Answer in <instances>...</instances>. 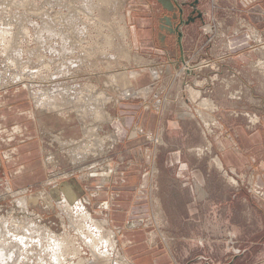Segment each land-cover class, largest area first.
I'll return each mask as SVG.
<instances>
[{
  "label": "rangeland",
  "instance_id": "obj_1",
  "mask_svg": "<svg viewBox=\"0 0 264 264\" xmlns=\"http://www.w3.org/2000/svg\"><path fill=\"white\" fill-rule=\"evenodd\" d=\"M230 1L238 17L222 8L219 20H206L197 0H0V96L22 93L0 111L8 127L23 122L10 109L31 116L44 170L16 187L0 164V222L24 229L21 264H57L51 255L62 236L79 248L66 264H151L148 250L129 253L123 240L139 221L133 209L143 207L152 249L169 252L173 264H264V146L249 149L246 172H230L223 160L231 147L247 152L236 127L264 135V14L252 19L241 0ZM237 31L250 41L229 49ZM245 55L250 64L233 63ZM152 72L159 76L147 84L133 78ZM99 94L106 101L97 118ZM145 108L159 117L149 131ZM34 224L41 229L31 234ZM110 232L114 242L104 244Z\"/></svg>",
  "mask_w": 264,
  "mask_h": 264
},
{
  "label": "crops",
  "instance_id": "obj_2",
  "mask_svg": "<svg viewBox=\"0 0 264 264\" xmlns=\"http://www.w3.org/2000/svg\"><path fill=\"white\" fill-rule=\"evenodd\" d=\"M198 1V5L202 3L206 4L207 6H203L200 7L198 9V13L202 14V17L204 16V19H210L212 17H217L218 18V12L222 11V8H227V12H226V16L227 17H232L233 16H237L236 14H238V11L236 12V10L238 9L237 5H234L232 3V1L230 0H223L224 4L228 3L229 6H221L220 2L221 0H197ZM195 3L194 0H177V3H179L180 5H184V3ZM251 3V4H250ZM241 5H242V11H245L248 15V17L253 19V15L254 12L258 11L260 13L264 14V0H241ZM192 13V12H191ZM188 13L187 15H190L189 17H192L191 15H193V13ZM204 14V15H203ZM250 14L252 16H250ZM212 16V17H211ZM198 18V16H197ZM219 20V18H218ZM249 35H242L240 32H235L232 34V36L230 37L229 41L227 42L226 47H228L229 49H241V48H245L246 46V41H250L249 40ZM251 38V37H250ZM247 39V40H246ZM209 50V49H208ZM207 50V51H208ZM235 60L238 61L240 64L246 63V64H250L252 58L250 59L248 56H239L236 58H233V63H235ZM142 73H137V75H134L133 78H137V80H143V83L141 84H147L150 82V78L149 77H153V79L155 78L154 75L152 73L149 74H142ZM152 74V75H151ZM157 77V76H156ZM148 88H144L141 91H146ZM10 93H8L7 95H1L0 96V106H3L6 104V101L8 99V97H13L14 96H18L20 94H22L21 92L17 91L14 94L9 95ZM25 95V93L23 94ZM20 97V96H19ZM1 110V109H0ZM23 109H19V108H15L13 111L10 109L8 111V115L9 114H16L18 118V120L23 121V122H19L16 121L17 119L14 120V123L12 124L11 127H8L7 124H9V118L6 116V114L2 111H0V156L3 155H7L9 153H11L12 158H10L8 161L5 162V160L3 159V161L0 163L1 164V168L3 166H6L7 170H10L12 173H10L11 176L9 177H13L15 180L13 182V185H22V186H27L28 183H31V181H33L32 178L35 179V177H38L39 172H44V170H42V164L40 162L35 161V156H37V150L39 149L38 147V142L33 141L32 139L34 138V136L36 134H38V132H34L32 131V128L35 127V125H33V123H28L25 117H28V119H30V115H26L25 113H22ZM143 115L141 117V124H142V130L144 131H149L152 126H154V123L152 122L153 120H157L159 119L158 115L152 113L150 111V109H144L143 111ZM20 116V117H18ZM119 131H121V128H119ZM13 132V133H12ZM11 134H14L15 136H12ZM236 135L238 136V139L240 140L241 145L245 148V150H247L246 154L242 151H239L235 148L232 149V147L229 149V151L223 153V160L225 165L227 166V168L230 170V172H233L234 170H238L240 172L245 171L247 169L248 164L250 163V158L247 157V153L249 151V149H253V148H257L259 150V147L264 146V135H263V130L261 132L256 131L255 134L253 135H249V133L245 131V129H243V127L238 126L236 127ZM9 136L11 137H15L13 139L15 145V150H10L9 146L10 145V139ZM37 136V135H36ZM24 155L26 156V158L24 157L22 159V161H26L28 160V162H30V164H32L31 166H27V163H21L19 159L18 160V156L19 155ZM3 157V156H2ZM15 159V165L13 162V158ZM20 157V156H19ZM5 159H8L7 157ZM254 161V159H252ZM0 161H1V157H0ZM3 164V165H2ZM12 166H14V168L12 169ZM31 168V169H29ZM33 172V173H32ZM246 172V171H245ZM28 176H32L31 180H27ZM36 177V178H37ZM264 177V176H263ZM263 177H259L258 180H262V181H258V186L260 188L264 187V180ZM17 187V186H16ZM264 189V188H263ZM263 189H260V192H263ZM140 195V196H139ZM144 197V195L141 193H138V197L136 198L137 200H141V198ZM120 198V197H119ZM136 201V200H135ZM139 205H141V201L140 202H136ZM142 203H144V200L142 201ZM101 204V203H100ZM104 208H108V203H104V205H100ZM123 206V207H122ZM103 208V209H104ZM144 208V207H143ZM138 208V209H133L134 213L133 215H138L139 221H136L134 223H132V229H135L133 231L132 234L127 233L126 236L123 237L124 240V244H129L127 245L126 251H128L129 253H134L135 250L137 251H143V250H148L149 252L146 253L145 257L148 261V263L151 264H173V258L172 255L167 252L164 256H161V253H158V255L155 254V250H153L152 248H154L153 244L147 239V234L146 231L143 230L144 228L142 227L143 225H145V227H148L144 222L145 219L148 218L147 213H149V215H151V210L150 207L148 208V210L145 212L144 210ZM119 212H126L124 209V205H121ZM109 213V212H106ZM138 213V214H137ZM143 215H142V214ZM118 212H114L113 217L118 218L119 217ZM112 215V211L110 214V217ZM101 217H103V213L100 214ZM126 217H130L128 216V214L125 215ZM141 216H143L141 218ZM151 217V216H150ZM116 223V226H119L118 221L115 219L114 220ZM113 221V222H114ZM117 230V229H116ZM120 230V228H119ZM120 232V231H119ZM157 246V245H155ZM150 254L152 255V258L149 257ZM161 256V257H160ZM149 257V258H148ZM145 264V261H141L138 264Z\"/></svg>",
  "mask_w": 264,
  "mask_h": 264
},
{
  "label": "bare ground",
  "instance_id": "obj_3",
  "mask_svg": "<svg viewBox=\"0 0 264 264\" xmlns=\"http://www.w3.org/2000/svg\"><path fill=\"white\" fill-rule=\"evenodd\" d=\"M139 67V66H138ZM143 67V66H142ZM140 68V67H139ZM39 73V72H38ZM41 73V72H40ZM152 74L154 75V77H158L159 76V73L157 72H152ZM132 76V75H131ZM37 77V76H36ZM116 79V78H115ZM117 81H114V83H116ZM35 87V86H34ZM131 91H135V88L131 89ZM130 92V91H129ZM126 93V92H125ZM88 95V94H87ZM126 95V94H125ZM99 96V100L96 102H94L96 104V117L99 118L100 114L102 113L101 112V107H100V104H102L103 100H105V96H102V94H99L97 95ZM90 100V99H89ZM106 101V100H105ZM45 102V101H44ZM102 102V103H101ZM77 104V103H75ZM71 105V104H70ZM107 105V104H106ZM100 107V108H99ZM43 108V107H42ZM99 112V113H98ZM101 118V117H100ZM101 143V142H100ZM97 146V144H95ZM99 145V144H98ZM90 145L86 148V152H88L89 149H93L94 146H92V148L90 147ZM101 147V146H100ZM75 154H79L78 157L82 156V152H74ZM96 155V154H95ZM80 159V158H79ZM81 160V159H80ZM92 165V164H91ZM218 165V164H216ZM221 166V165H220ZM87 170V169H86ZM1 173V172H0ZM67 195H68V198H73L71 194H74V192L70 189L68 190H65ZM12 195H14V193H11ZM16 195V194H15ZM18 195V194H17ZM21 200V199H20ZM34 201V200H33ZM37 201V200H36ZM50 202V201H49ZM27 200L26 198L25 199H22V201H20V205L22 207H24L25 209L28 207L27 206ZM67 203V201H66ZM48 204V203H47ZM69 205V204H68ZM68 205H65L63 208L67 211L68 210ZM27 206V207H26ZM62 208V207H61ZM93 219V218H92ZM1 220V219H0ZM5 220H3L2 222H0V264H21V261L19 259V257L22 255L20 253V249L23 251V247L27 245V241L25 240L26 236H25V233L24 232H19L21 229L20 228H12L11 230L10 229H7L4 227V222ZM15 221V220H14ZM21 223L23 224L22 221H18V222H13V226L15 227V225L17 226L18 224L21 225ZM32 223V222H31ZM29 224V223H28ZM11 225V226H12ZM25 225V224H23ZM33 228L30 231V233L32 234L33 233V229L35 230L36 228H38L39 230L41 229V227L37 224H34L32 225ZM22 227V226H20ZM44 227V226H43ZM28 228V227H27ZM46 228V227H45ZM105 228V227H104ZM29 229V228H28ZM49 229V228H48ZM24 230V229H22ZM7 231L10 233L8 234ZM51 232V231H50ZM13 233V234H12ZM45 234V233H44ZM19 235V236H18ZM29 235V234H28ZM43 235V234H42ZM114 232H110L108 234V237H104L102 238V241H104V244L105 242H108L109 243H113L114 240H113V236H114ZM18 236V237H17ZM50 238H52L54 241L57 240L58 236H56L54 233H49ZM27 238H30L29 236ZM34 238V237H31V239ZM46 238V237H45ZM35 239V238H34ZM37 239V238H36ZM43 240V239H42ZM41 240V241H42ZM45 240V239H44ZM49 240V239H48ZM47 241V240H46ZM30 242V241H29ZM33 243V242H32ZM41 243V242H40ZM39 243V244H40ZM53 243V242H52ZM29 244V243H28ZM37 244V243H36ZM48 244H50L48 242ZM71 244L70 240L68 237H60V239L57 241V245L54 244L53 246L57 249L52 252L53 253V256L51 255L52 257V260L57 263V264H66V262L68 263V257H70V255H74V256H77L78 254V251H79V248L77 247V249H72L71 248ZM103 244V243H102ZM43 245V244H42ZM41 245V247H43ZM45 245V244H44ZM51 245V244H50ZM110 245V244H109ZM31 246V244H30ZM38 246V245H37ZM29 247V246H27ZM40 247V249H42ZM44 247H47L46 245ZM35 248V247H34ZM38 249V248H37ZM40 249H39V252H40ZM81 249V248H80ZM33 250V249H32ZM49 250V249H48ZM21 251V252H22ZM46 251V250H45ZM49 252V251H48ZM72 252V253H71ZM28 253V252H27ZM50 253V252H49ZM49 255V254H48ZM101 255V253H100ZM109 255V254H107ZM46 256V255H45ZM43 256V257H45ZM50 256V255H49ZM110 256V255H109ZM48 257V256H47ZM109 258V257H108ZM102 259L104 260V258L102 257ZM121 264V263H120Z\"/></svg>",
  "mask_w": 264,
  "mask_h": 264
},
{
  "label": "water",
  "instance_id": "obj_4",
  "mask_svg": "<svg viewBox=\"0 0 264 264\" xmlns=\"http://www.w3.org/2000/svg\"><path fill=\"white\" fill-rule=\"evenodd\" d=\"M191 6L194 7V5H191ZM179 13H180V15H181V17H182V15H183V9H180ZM181 19H182V18H181ZM188 23H189V22H186V24H188ZM179 36L182 37L183 35L179 32Z\"/></svg>",
  "mask_w": 264,
  "mask_h": 264
}]
</instances>
